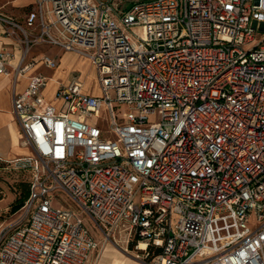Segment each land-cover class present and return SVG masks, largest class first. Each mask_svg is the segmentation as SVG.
I'll list each match as a JSON object with an SVG mask.
<instances>
[{
	"label": "built area",
	"instance_id": "obj_1",
	"mask_svg": "<svg viewBox=\"0 0 264 264\" xmlns=\"http://www.w3.org/2000/svg\"><path fill=\"white\" fill-rule=\"evenodd\" d=\"M119 3L34 0L22 20L0 4V37L19 46L3 43L0 74L29 149L0 157L29 183L0 264H88L83 217L143 241L140 264H264V0ZM41 44L87 57L100 92L73 70L47 100Z\"/></svg>",
	"mask_w": 264,
	"mask_h": 264
},
{
	"label": "rangeland",
	"instance_id": "obj_2",
	"mask_svg": "<svg viewBox=\"0 0 264 264\" xmlns=\"http://www.w3.org/2000/svg\"><path fill=\"white\" fill-rule=\"evenodd\" d=\"M143 0H120L119 11L126 10L131 7L134 3ZM3 11L7 14L10 13L8 10L12 7L10 0H0ZM115 5V3H114ZM29 4L27 7L22 8V11L26 8L31 7ZM12 13H10L11 15ZM39 51H48V46L41 44L33 47ZM52 48V50H51ZM49 50L53 51L56 48L53 46ZM35 49V50H36ZM64 50H61V81H64L68 73L72 70L79 72L81 75L84 86L90 88L93 92H100L96 77L95 69L86 60L84 55H78L76 53H70L64 55ZM80 57V58H79ZM42 72L51 74L46 68L40 69ZM59 78V77H58ZM49 89V86L47 87ZM113 96V92H110ZM1 100L6 101L5 92L1 94ZM123 108H125L123 106ZM103 113V111H102ZM102 115V114H101ZM89 123H99L102 128L108 126V122H100L99 117H91L87 120ZM20 141V140H19ZM1 148L9 155L14 154V149L10 146L9 142H2ZM4 163L0 162V227L4 225L12 224L18 216L16 211H11V205L16 198L22 195L24 189V183L27 181V173L19 170H9L3 167ZM53 207H70L76 210L73 205L66 204V196L64 194H58L52 198ZM83 221L91 235L96 241V247L91 252L88 264H140L144 251L136 247V240L132 236H128L124 231H114L110 233L108 237L100 231L91 221L86 217H83ZM139 257H135L136 255Z\"/></svg>",
	"mask_w": 264,
	"mask_h": 264
},
{
	"label": "crops",
	"instance_id": "obj_3",
	"mask_svg": "<svg viewBox=\"0 0 264 264\" xmlns=\"http://www.w3.org/2000/svg\"><path fill=\"white\" fill-rule=\"evenodd\" d=\"M11 8L8 10L11 15L17 18L18 20H22L25 17V14L27 11L32 7L26 8L22 11V8L27 7L29 4L34 3V0H10ZM8 13V14H10ZM3 43L8 49L15 50V54L17 55L19 53V46L12 45L10 40L8 38L0 37V48L3 46ZM48 51H38V49H32L29 58L34 59L36 62L34 71H40V69L43 67L40 62H38V59L41 54L46 53L49 55H55L58 58V67L55 70H49L50 76L53 77V80L49 82V89L46 87L44 94L47 100L52 101V95L53 91L56 88L57 82H61V49L57 46H54L56 50L50 52V48L53 47V45H47ZM52 50V48H51ZM64 55L70 54V51L63 52ZM73 53V52H72ZM80 58V57H79ZM12 62H15L14 60ZM89 62V60H88ZM90 63V62H89ZM44 68V67H43ZM48 70V69H47ZM73 71V70H72ZM71 72V71H70ZM69 72V73H70ZM44 73V72H42ZM68 73V75H69ZM47 74V73H45ZM49 75V74H47ZM67 75V77H68ZM59 77V78H58ZM66 77V78H67ZM66 80V79H65ZM64 80V81H65ZM26 85V79L21 78L18 83V88L22 89ZM84 89L88 92H91L93 94H98L99 92H93L90 88H86L84 86ZM5 92L6 101L3 102L1 100V94ZM19 127L17 124V121L14 118L13 112H12V83H11V74H0V157L4 160L7 158L14 157L15 155L19 154H26L29 152L28 147L22 145L19 141ZM2 142H9L10 146L14 149V154L9 155L7 152H5L1 148ZM1 162V161H0Z\"/></svg>",
	"mask_w": 264,
	"mask_h": 264
},
{
	"label": "trees",
	"instance_id": "obj_4",
	"mask_svg": "<svg viewBox=\"0 0 264 264\" xmlns=\"http://www.w3.org/2000/svg\"><path fill=\"white\" fill-rule=\"evenodd\" d=\"M28 190H29V183H28V181H26L24 183V189L22 190V195L19 198H16L15 201L11 205V211L12 212H14L15 210H17L20 207L22 201L24 200V198L28 194Z\"/></svg>",
	"mask_w": 264,
	"mask_h": 264
},
{
	"label": "bare ground",
	"instance_id": "obj_5",
	"mask_svg": "<svg viewBox=\"0 0 264 264\" xmlns=\"http://www.w3.org/2000/svg\"><path fill=\"white\" fill-rule=\"evenodd\" d=\"M85 58L88 61L87 57H85ZM144 247H145V243L143 241H140L139 244H138V246H137V248L143 249ZM135 257H139V255L137 254Z\"/></svg>",
	"mask_w": 264,
	"mask_h": 264
}]
</instances>
